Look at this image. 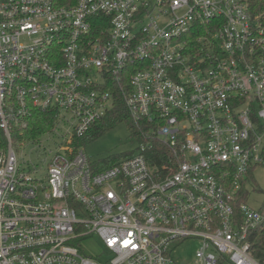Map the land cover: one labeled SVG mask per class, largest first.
I'll use <instances>...</instances> for the list:
<instances>
[{
	"label": "built area",
	"instance_id": "2783aa9c",
	"mask_svg": "<svg viewBox=\"0 0 264 264\" xmlns=\"http://www.w3.org/2000/svg\"><path fill=\"white\" fill-rule=\"evenodd\" d=\"M114 90L141 142L93 168L73 143ZM34 110L57 113L56 147L27 171ZM263 158L264 0H0V264H188L187 241L191 264H264L263 215L238 203Z\"/></svg>",
	"mask_w": 264,
	"mask_h": 264
},
{
	"label": "rangeland",
	"instance_id": "374dc122",
	"mask_svg": "<svg viewBox=\"0 0 264 264\" xmlns=\"http://www.w3.org/2000/svg\"><path fill=\"white\" fill-rule=\"evenodd\" d=\"M53 137L55 141L61 139L60 136L52 135ZM47 139V134L39 138V142L42 143V147L39 149L32 144L22 145L15 141L13 150L21 169L28 171L35 167L40 170L44 162L51 159L53 155L49 154V150L54 151L56 145L50 144ZM139 143L138 138L132 135L129 123L121 122L107 129L95 139L81 141L78 148L86 154L90 166L100 169L108 161L135 153ZM43 147L46 149H43ZM45 173L42 174L44 178ZM245 188L247 204L254 209H259L264 204V166L259 165L254 169L251 177L246 180ZM83 247L91 255H97L102 251L100 240L94 235L86 240ZM197 247V242L187 241L180 249L178 259L186 260L188 264H191Z\"/></svg>",
	"mask_w": 264,
	"mask_h": 264
},
{
	"label": "trees",
	"instance_id": "16d2710c",
	"mask_svg": "<svg viewBox=\"0 0 264 264\" xmlns=\"http://www.w3.org/2000/svg\"><path fill=\"white\" fill-rule=\"evenodd\" d=\"M55 6L62 7V6H72L74 5L77 0H53ZM118 91L114 90V106L113 108L101 119L99 120L93 128L88 132V134L83 137L82 139L75 140L74 146L78 147V144L84 140L95 139L96 137L103 134L109 128H112L114 125L121 123V122H128L130 130L132 131V135L136 136L138 140L141 142V136L139 130L135 127L132 120L129 117V114L125 108L124 101L120 94L117 96ZM58 115L55 111L50 110L46 112H41L38 110H34L31 116L27 119V127L24 130H21L22 134L18 138V140L24 141H36L39 138L48 132H50L56 124ZM156 146V145H155ZM157 147V146H156ZM160 147V146H158ZM162 150V155L165 156L167 152L164 149ZM134 154V153H133ZM133 154L124 155L118 159H113L105 163L104 166L100 167V169H104L106 167H110L117 163L120 160L132 157ZM160 153L156 154L154 157V161L158 166L164 161H167V158L159 157ZM261 166H264V158ZM253 167L250 170L249 177H251L254 169ZM239 200L238 203H246V189H242L238 196ZM238 205V204H237ZM258 211L263 215V220L261 224L257 227L256 230L252 231L250 234V240L252 242V252L254 257L260 261L264 262V204L258 209Z\"/></svg>",
	"mask_w": 264,
	"mask_h": 264
}]
</instances>
